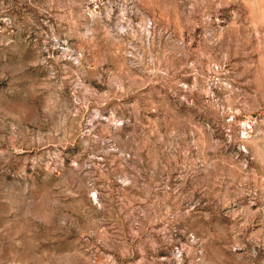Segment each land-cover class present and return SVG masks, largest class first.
Wrapping results in <instances>:
<instances>
[{"label": "rangeland", "instance_id": "obj_1", "mask_svg": "<svg viewBox=\"0 0 264 264\" xmlns=\"http://www.w3.org/2000/svg\"><path fill=\"white\" fill-rule=\"evenodd\" d=\"M0 264H264V0H0Z\"/></svg>", "mask_w": 264, "mask_h": 264}]
</instances>
